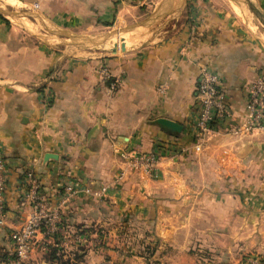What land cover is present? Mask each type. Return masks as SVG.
Masks as SVG:
<instances>
[{"label": "crops", "instance_id": "0c3cea01", "mask_svg": "<svg viewBox=\"0 0 264 264\" xmlns=\"http://www.w3.org/2000/svg\"><path fill=\"white\" fill-rule=\"evenodd\" d=\"M1 1V253L32 210L31 177L57 232L23 264H60L53 247L69 264H206L198 247L213 264L264 256V129H244L247 88L264 76V0ZM118 35L130 38L113 54ZM202 68L227 112L198 142ZM136 150L158 155L155 173L129 167ZM69 180L79 190L60 204Z\"/></svg>", "mask_w": 264, "mask_h": 264}, {"label": "built area", "instance_id": "2783aa9c", "mask_svg": "<svg viewBox=\"0 0 264 264\" xmlns=\"http://www.w3.org/2000/svg\"><path fill=\"white\" fill-rule=\"evenodd\" d=\"M103 77H107L105 68H102ZM220 78L218 73L202 68L200 70V80L197 86V96L199 109L195 120L197 129L196 138L202 142L206 134L210 131L212 123L226 116V103L224 95L219 90ZM245 110L247 120L244 124L246 131L264 129V76L256 77L247 88ZM199 145L196 150H199ZM128 165L135 171L147 174L155 173L158 163V155L155 153H143L136 150L131 155L126 156ZM7 171L4 163L0 161V225L4 223L5 216V192L7 184ZM31 181L28 197L31 201L32 210L27 216L25 223L20 229L14 230L10 234L13 250L0 262V264H23V261L34 252L40 241L44 238L53 237L57 232L56 223L58 213L50 208L45 196L40 192V187L35 179ZM60 204L67 202L79 190V186L69 180L60 185ZM105 189H102V192ZM86 192H89L86 190ZM99 196L100 194H93ZM88 233H81L74 238L77 243L87 240ZM38 236H42L38 239ZM72 241V239H71Z\"/></svg>", "mask_w": 264, "mask_h": 264}, {"label": "rangeland", "instance_id": "374dc122", "mask_svg": "<svg viewBox=\"0 0 264 264\" xmlns=\"http://www.w3.org/2000/svg\"><path fill=\"white\" fill-rule=\"evenodd\" d=\"M0 2H2L1 0H0ZM3 4H4V2H2ZM14 4L15 5H12L14 8H12V9H16V8H18L17 7V4L14 2ZM1 5V4H0ZM3 6H5V4L3 5ZM6 7V6H5ZM11 7H7V9H10ZM95 35H97V34H95ZM98 36H102V34H98ZM119 37H121V36H116V38H113V40H109L110 42H114V44H116V46H120L121 44H120V41H119ZM125 37H127V36H125ZM128 38V37H127ZM99 40H102L103 42H104V40L103 39H99ZM102 41H101V43H102ZM51 43H54L55 41L54 40H51L50 41ZM61 46V45H60ZM60 46H58V47H60ZM80 47H84L85 49L86 48H90V46H88L87 44H81L79 47H77V48H80ZM100 51H104V52H100ZM85 52H93V53H102L103 55H105V54H107L108 52L106 51V50H102V49H100V50H98V49H93V48H91V49H86L85 50ZM194 251H197V253L199 254V256H200V258H202L203 259V261L207 264H213V262H212V260H211V258H210V253L208 252V251H205L204 249H202V248H195V250ZM240 264H264V256H262V255H259V254H256V253H249V255L247 254H245V255H242L241 256V258H240Z\"/></svg>", "mask_w": 264, "mask_h": 264}, {"label": "water", "instance_id": "95a60500", "mask_svg": "<svg viewBox=\"0 0 264 264\" xmlns=\"http://www.w3.org/2000/svg\"><path fill=\"white\" fill-rule=\"evenodd\" d=\"M0 11L1 12H3L4 14H8V15H10L11 14V11H9V10H1L0 9ZM21 13V12H20ZM14 14H17L16 12H14ZM21 14H24V15H26V16H30V17H32L33 18V14H31V13H28V12H26V13H21ZM79 39H81V38H79ZM87 41H91V42H94V43H100L101 44V41L102 40H98V41H93V40H91V39H89L88 38V40ZM99 44V45H100ZM122 49L124 50V46L122 47ZM116 51H117V49H116V47H113L112 49H111V53H116ZM156 123L157 124H159L160 126H162V127H164V128H167V129H169V130H171V131H173V132H179L180 131V129H181V127L179 126V125H177L176 123H174V122H172V121H170V120H166V119H158V120H156Z\"/></svg>", "mask_w": 264, "mask_h": 264}, {"label": "trees", "instance_id": "16d2710c", "mask_svg": "<svg viewBox=\"0 0 264 264\" xmlns=\"http://www.w3.org/2000/svg\"><path fill=\"white\" fill-rule=\"evenodd\" d=\"M81 233L88 232V230H81ZM50 259L53 261H57L60 264H69L67 261H64L62 258V254L60 253V249L54 248L50 251ZM7 255L5 253L0 252V259L3 260Z\"/></svg>", "mask_w": 264, "mask_h": 264}, {"label": "bare ground", "instance_id": "6f19581e", "mask_svg": "<svg viewBox=\"0 0 264 264\" xmlns=\"http://www.w3.org/2000/svg\"><path fill=\"white\" fill-rule=\"evenodd\" d=\"M4 1L7 2V3H10V4H13V1H14V0H13V1H12V0H4ZM14 5H15V4H14ZM14 7H15V6H14ZM14 7H13V8H14ZM18 8H19V7H18ZM21 22H22V20H21ZM23 22H25V21H23ZM23 22H22V23H23ZM27 22H28V21H27ZM25 23H26V22H25ZM29 25H30V24H29ZM23 27H24V26H23ZM27 28H28V27H27ZM31 30H32V29H31ZM32 32H33V30H32ZM128 35H129V34H128ZM128 35H124V36H122V37H119V41H120V44H121L120 46H119V45L116 46V44H114L113 46L120 48L122 45H124V42L126 41V39H128L127 37H125V36H128ZM129 36H130V35H129ZM129 36H128V37H129ZM131 36H132V35H131ZM131 36H130V37H131ZM134 36H136V35H134ZM130 37H129V38H130ZM136 37H137V36H136ZM131 38H132V37H131ZM136 39H137V38H136ZM130 40H131V39H130ZM130 40H127V41H130ZM132 40L134 41L135 38H134V39L132 38ZM133 41H132V42H133ZM132 42H131V43H132ZM128 46H130V45H128Z\"/></svg>", "mask_w": 264, "mask_h": 264}]
</instances>
